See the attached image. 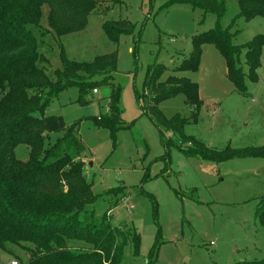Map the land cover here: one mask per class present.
<instances>
[{"label":"rangeland","instance_id":"374dc122","mask_svg":"<svg viewBox=\"0 0 264 264\" xmlns=\"http://www.w3.org/2000/svg\"><path fill=\"white\" fill-rule=\"evenodd\" d=\"M122 1L114 8L100 1L82 31L57 37L51 30L40 36L39 51L48 61L42 66L50 78L61 69L62 53L76 62L117 54L113 78L121 89L124 129L113 137L94 124L95 118L109 112L108 87L90 92L82 104L79 88L72 86L43 111L45 117H62L65 123V129L47 135L44 147L54 146L76 127L85 147L80 155L84 177L99 198L93 206L96 220L106 214L112 227L131 228L140 239L138 254L129 244L121 264H233L263 259L264 229L256 209L264 197V157L218 162L187 156L183 150L188 147L186 139L217 152L264 147V47L255 82L248 77L246 51L241 54L246 74V93L241 94L228 79L225 60L214 45L203 47L197 72H175L189 58L193 37L215 27L214 15L185 5L166 9L169 0ZM227 2L224 27L237 12V2ZM47 10L46 6L44 16ZM67 12L63 10L64 17ZM112 20L130 22L133 34L122 35L118 43L109 41L103 23ZM46 21L45 17L42 26ZM236 28L234 44H247L264 36V18L240 20ZM154 66L167 69L161 81L174 75L199 87L201 104L195 112L184 95L158 106L167 120H186L180 132L159 128L147 100L137 99L145 93V79ZM15 153L27 161L30 149L20 145ZM116 187L124 188L125 197L112 209L110 203L117 197L106 193ZM28 259L29 254L15 246L0 250V264Z\"/></svg>","mask_w":264,"mask_h":264},{"label":"trees","instance_id":"16d2710c","mask_svg":"<svg viewBox=\"0 0 264 264\" xmlns=\"http://www.w3.org/2000/svg\"><path fill=\"white\" fill-rule=\"evenodd\" d=\"M100 1L109 2L112 8L123 2L0 0V250L7 251L11 245L28 253V261L20 264H121L124 249L129 244L134 255L139 252L140 239L133 229L112 227L106 214L96 220L93 206L99 198L92 193V185L84 177L80 155L85 147L76 127L67 130L54 146L44 147L47 135L65 129V123L62 117H45L43 111L59 93L72 86L79 88L82 104L90 92L108 87L109 112L95 118L94 124L110 131L113 137L124 129L119 106L121 89L113 78L117 71V54L76 62L62 53L61 69L50 78L42 66L48 61L39 51V37L51 30L57 37L84 30L88 17ZM234 1L237 12L226 27L222 20L229 11L227 0H169L164 7L185 5L216 17L213 29L193 37L189 58L175 72H197L203 47L211 44L225 60L228 79L239 93L245 94L246 74L241 54L246 51L249 79L257 81L264 36L236 45L234 39L239 33L236 25L240 20L264 18V0ZM46 6L47 16H44ZM63 10H68L66 17ZM45 17L46 27L42 26ZM134 28L125 20L103 23V30L113 43H118L122 35L131 36ZM166 70L164 66L150 68L144 83L145 93L137 95V99L147 100L151 118L159 128L180 132L186 120L179 117L167 120L158 106L184 95L187 105L195 112L201 104L199 87L187 78L174 75L161 81ZM186 140L188 147L180 150L190 157L218 162L264 157V147L238 151L228 148L217 152L193 139ZM20 145L30 149L27 161L16 156L15 149ZM106 196L117 197L110 203L115 209L125 197L124 188L116 187ZM256 218L264 229V197L257 206ZM233 264H264V258Z\"/></svg>","mask_w":264,"mask_h":264},{"label":"built area","instance_id":"2783aa9c","mask_svg":"<svg viewBox=\"0 0 264 264\" xmlns=\"http://www.w3.org/2000/svg\"><path fill=\"white\" fill-rule=\"evenodd\" d=\"M10 264H19L17 261H12Z\"/></svg>","mask_w":264,"mask_h":264}]
</instances>
